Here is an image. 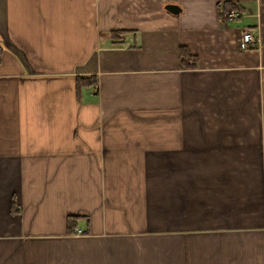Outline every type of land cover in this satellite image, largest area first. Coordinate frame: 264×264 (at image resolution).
<instances>
[{
  "label": "crops",
  "instance_id": "1",
  "mask_svg": "<svg viewBox=\"0 0 264 264\" xmlns=\"http://www.w3.org/2000/svg\"><path fill=\"white\" fill-rule=\"evenodd\" d=\"M0 264H264V0H0Z\"/></svg>",
  "mask_w": 264,
  "mask_h": 264
},
{
  "label": "built area",
  "instance_id": "2",
  "mask_svg": "<svg viewBox=\"0 0 264 264\" xmlns=\"http://www.w3.org/2000/svg\"><path fill=\"white\" fill-rule=\"evenodd\" d=\"M241 16V11L236 10V9H229L225 13V17L228 19H236ZM243 40L245 42H248L250 44H254L257 41V37L253 36L249 30L243 31ZM76 233H80L81 229H76Z\"/></svg>",
  "mask_w": 264,
  "mask_h": 264
},
{
  "label": "trees",
  "instance_id": "3",
  "mask_svg": "<svg viewBox=\"0 0 264 264\" xmlns=\"http://www.w3.org/2000/svg\"><path fill=\"white\" fill-rule=\"evenodd\" d=\"M225 7H230V8H232V9H237V8H239L235 3H232V2H227L226 3V6ZM240 9V8H239ZM90 77H88V78H86V77H81L79 80H80V82L81 83H84L83 81L84 80H87V79H89ZM90 81V80H89ZM88 81V82H89Z\"/></svg>",
  "mask_w": 264,
  "mask_h": 264
},
{
  "label": "water",
  "instance_id": "4",
  "mask_svg": "<svg viewBox=\"0 0 264 264\" xmlns=\"http://www.w3.org/2000/svg\"><path fill=\"white\" fill-rule=\"evenodd\" d=\"M166 7L172 12H178L180 9L179 6L176 4H168L166 5Z\"/></svg>",
  "mask_w": 264,
  "mask_h": 264
}]
</instances>
